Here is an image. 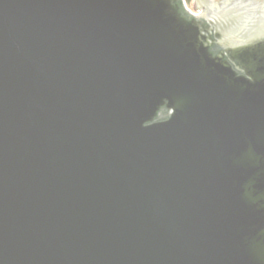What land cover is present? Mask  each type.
<instances>
[{"label":"water","instance_id":"95a60500","mask_svg":"<svg viewBox=\"0 0 264 264\" xmlns=\"http://www.w3.org/2000/svg\"><path fill=\"white\" fill-rule=\"evenodd\" d=\"M202 3L0 0V264H264V0Z\"/></svg>","mask_w":264,"mask_h":264},{"label":"flooded vegetation","instance_id":"af4514ba","mask_svg":"<svg viewBox=\"0 0 264 264\" xmlns=\"http://www.w3.org/2000/svg\"><path fill=\"white\" fill-rule=\"evenodd\" d=\"M191 4L195 7L197 12H195V16L197 19L204 18V4L202 3V0H190ZM207 1V0H206ZM211 1V0H208ZM203 4V5H202ZM214 48L219 49L217 46H214ZM170 114L169 111L163 110L161 112V115L159 116L158 119H166V117Z\"/></svg>","mask_w":264,"mask_h":264},{"label":"rangeland","instance_id":"374dc122","mask_svg":"<svg viewBox=\"0 0 264 264\" xmlns=\"http://www.w3.org/2000/svg\"><path fill=\"white\" fill-rule=\"evenodd\" d=\"M186 1V5L187 7L193 12H197V10L195 9V7L191 4V1L190 0H185Z\"/></svg>","mask_w":264,"mask_h":264}]
</instances>
